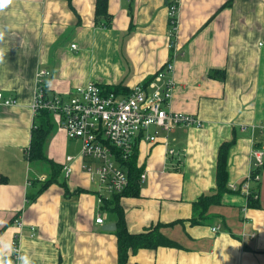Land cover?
<instances>
[{
  "label": "crops",
  "instance_id": "crops-1",
  "mask_svg": "<svg viewBox=\"0 0 264 264\" xmlns=\"http://www.w3.org/2000/svg\"><path fill=\"white\" fill-rule=\"evenodd\" d=\"M95 6L96 0H0V92L14 100L0 106V264L118 263L115 229L102 230L108 223L116 228L115 217L82 170L89 162L81 159L79 142L66 138L53 115L46 161L28 160L36 71L50 72L51 94L89 82L105 90L118 85L120 96L146 83L152 92L173 50L168 109L192 115L201 127H150L141 134L134 152L144 179L137 196L118 203L128 233L162 225L160 232L178 248L139 249L126 264H264V166L249 185L255 205L230 189L250 173L253 147L264 148L254 128L264 121V0H178L171 50L168 0H108V29L96 22ZM155 133L154 143L144 139ZM223 142H230L232 192L209 208L215 219L191 225L193 203L215 188ZM67 156L73 157L71 175L60 171L57 183L41 190L48 162L62 169ZM103 195L106 201L113 196ZM99 216L102 225L95 223Z\"/></svg>",
  "mask_w": 264,
  "mask_h": 264
},
{
  "label": "built area",
  "instance_id": "built-area-1",
  "mask_svg": "<svg viewBox=\"0 0 264 264\" xmlns=\"http://www.w3.org/2000/svg\"><path fill=\"white\" fill-rule=\"evenodd\" d=\"M167 7L168 48L171 50L178 25L176 18L178 0H168ZM71 48L76 49V46L71 45ZM173 54L174 50L164 69L155 75L154 82L150 85L154 89L152 92L151 89L137 85L125 96L104 94L93 82L75 87L65 95L51 94L46 84L50 72L38 69L35 73L32 111L34 114L39 111L49 112L56 117L57 125L65 133L66 138L79 142L80 157L83 162H89L82 165V170L96 185L100 204L106 200L103 194L120 195L127 188V172L118 161H127L130 158L137 138L145 134L150 127H158L164 131H170L179 125L201 127L200 121L192 115L176 113L168 109L174 83L172 79H166V74L173 71ZM13 104V99L5 98L0 92V106ZM254 128L259 129L264 141V121ZM144 139L154 143L157 139L156 133L145 135ZM172 154L173 151L168 150V155ZM72 161L71 156L65 158L62 166L65 178L72 173ZM263 166L264 148L254 146L251 151L250 173L239 186L230 185V189L248 196L250 183L259 180L258 172H255L261 170ZM140 179L143 180L144 176L141 175ZM95 223L102 225L103 220L100 216L95 219ZM219 228V226L212 227V233H217ZM18 252L15 243L12 247L13 260L17 259Z\"/></svg>",
  "mask_w": 264,
  "mask_h": 264
},
{
  "label": "trees",
  "instance_id": "trees-1",
  "mask_svg": "<svg viewBox=\"0 0 264 264\" xmlns=\"http://www.w3.org/2000/svg\"><path fill=\"white\" fill-rule=\"evenodd\" d=\"M65 1L69 3L71 0ZM107 1L108 0H96L95 17L98 24L100 23L102 27L108 29L111 24V19L107 12ZM147 85L148 83L142 86L146 87ZM101 90L104 92V94L113 93L114 95H118L123 92L122 88L118 85L107 87V90L101 88ZM129 92H127V94ZM52 127V114L47 111H39L35 115L28 150V160L30 162L46 161L44 158L43 149ZM229 147L230 142H223L218 149L215 171V188L211 194L202 195L197 199L196 202L193 203L192 215L188 220L191 225H205L208 220L215 219V215L208 214L209 208L211 206L219 205L222 196L225 193L232 192L227 188V158ZM118 162L119 165L127 172L128 186L122 194L113 195L110 201H103L104 208H109L110 212L115 217L116 228L114 230V234L116 236L118 246L117 264H126L129 254L135 253L139 249H156L158 247L178 248V245L176 243L167 239L160 232V229L163 227L162 225L152 226L139 234H130L127 232L124 223L123 212L119 206L118 199L121 196L138 195L140 184L139 182L141 180V169H139L136 165L134 149L127 161L119 160ZM48 164L51 165L50 175L47 177V179L44 180L41 190L46 188L47 185L57 183V175L60 171H62L60 166L54 165L50 162H48ZM257 172L259 174L260 170L256 171L255 173ZM60 185L63 186V183H61ZM256 196V191L254 189H250V193L247 197V203L249 206L255 205V203L257 202V198H255ZM34 198L35 196L29 198L28 202L34 200ZM179 222L183 223L184 221H178L177 223Z\"/></svg>",
  "mask_w": 264,
  "mask_h": 264
},
{
  "label": "water",
  "instance_id": "water-1",
  "mask_svg": "<svg viewBox=\"0 0 264 264\" xmlns=\"http://www.w3.org/2000/svg\"><path fill=\"white\" fill-rule=\"evenodd\" d=\"M114 229H115V225L113 223H108L102 228V230L105 231H113Z\"/></svg>",
  "mask_w": 264,
  "mask_h": 264
}]
</instances>
